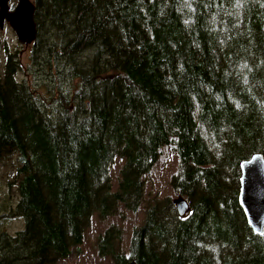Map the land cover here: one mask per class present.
Masks as SVG:
<instances>
[{"label": "trees", "instance_id": "16d2710c", "mask_svg": "<svg viewBox=\"0 0 264 264\" xmlns=\"http://www.w3.org/2000/svg\"><path fill=\"white\" fill-rule=\"evenodd\" d=\"M33 1L46 87L0 84V159L16 156L25 219L9 264H55L94 212L138 211L165 145L192 212L150 204L127 250L104 249L111 229L100 248L115 264H264L239 202L242 161L264 154V0Z\"/></svg>", "mask_w": 264, "mask_h": 264}, {"label": "rangeland", "instance_id": "374dc122", "mask_svg": "<svg viewBox=\"0 0 264 264\" xmlns=\"http://www.w3.org/2000/svg\"><path fill=\"white\" fill-rule=\"evenodd\" d=\"M4 36L9 39L12 50H15L16 47L18 48V53H20L18 54L19 60L23 64L28 65L30 51L29 49L24 50L22 46L28 43L22 42L12 35L11 32H5ZM35 48L36 43L33 53V70L29 71L30 74L23 73V71L18 74V80L22 81L25 79L32 91L35 90L36 85L46 87L43 81L48 78L47 73L48 70L50 71L49 55L42 52V54H37L36 57ZM2 54L4 56L3 52ZM3 56H0L2 62H4ZM43 63H45V66ZM43 97L50 99L48 93ZM14 160H16V156L6 158L4 161L0 159V240L16 235L25 227L24 218L15 216L14 212L11 214L7 213L10 205L16 207L19 200ZM123 164L124 159L116 157L111 167L110 175L113 191L118 189V178ZM178 168L179 158L173 147L170 145L163 146L157 163L145 176L144 196L138 211L129 209L123 202H119L109 214L102 216L99 212H94L85 227L83 242L73 247L72 253L67 259H60L55 264H115L112 253L107 251L113 247L117 249L122 247L121 249L123 250L128 249L133 228L140 226L144 222L147 207L153 203L163 204L167 199L173 202L175 198L181 196V194L175 193L172 185V178ZM233 186L235 188L237 184L234 182ZM109 229H111L113 235L105 242L104 249L107 251H104L100 248L101 235L105 234ZM116 235L118 238L114 240L113 237ZM4 241L3 239L2 243L8 245V242L4 243ZM11 246L13 245L11 244ZM6 250H0V252L3 253L2 257H5V264H9Z\"/></svg>", "mask_w": 264, "mask_h": 264}, {"label": "water", "instance_id": "95a60500", "mask_svg": "<svg viewBox=\"0 0 264 264\" xmlns=\"http://www.w3.org/2000/svg\"><path fill=\"white\" fill-rule=\"evenodd\" d=\"M1 9L8 8V0H0ZM0 10V13L1 11ZM35 3L32 0H19L10 19L19 39L30 43L37 37L35 21ZM0 20L3 19L0 15ZM1 23V24H2ZM239 202L246 214L247 221L256 234L264 233V154L256 152L241 163ZM174 204L181 217L192 210L190 201L183 195L174 199ZM129 264H137L131 261Z\"/></svg>", "mask_w": 264, "mask_h": 264}, {"label": "flooded vegetation", "instance_id": "af4514ba", "mask_svg": "<svg viewBox=\"0 0 264 264\" xmlns=\"http://www.w3.org/2000/svg\"><path fill=\"white\" fill-rule=\"evenodd\" d=\"M18 3H19V0H8V8L5 10H2L1 5H0V10H2L0 15H1V18L3 19V23L0 20V56H3L2 52L4 53V56H3L4 62H2V60H0V64H2V66H3V67L0 66L1 67V69H0V84H1V81H3L4 79H7V83H6L5 87L9 86L8 85V84H10L9 80L14 81L13 83L15 85L23 84V81L25 79H23L22 81H19L18 80V74L20 73V71H23V73L26 72L27 74H30V72L33 70V65H34L33 53H34V47H35L36 40H34L28 44L22 45L24 47L23 48L24 50L29 49V51H30L29 52L30 60L28 61V65H25L19 60L20 57L18 56V54H20V53H18V48L16 47L15 50H12V45H10L9 39H7L6 36H4L5 32H11L12 35L16 36L19 39L18 34H17L16 30L13 28L12 22L10 19V16L16 10ZM27 86L31 90L28 82H27ZM0 87H2V85H0ZM13 209H14V207L12 205H10V208L7 211V213L11 214L13 212ZM21 231H19V232H21ZM3 239L5 240L4 243H6L7 239H10V237H6V239L5 238H3ZM3 239L0 240V250H6L7 249L6 244L2 243ZM2 256H3V253L0 252V264H5V261H6L5 257H2ZM16 264H17V262H16Z\"/></svg>", "mask_w": 264, "mask_h": 264}, {"label": "bare ground", "instance_id": "6f19581e", "mask_svg": "<svg viewBox=\"0 0 264 264\" xmlns=\"http://www.w3.org/2000/svg\"><path fill=\"white\" fill-rule=\"evenodd\" d=\"M25 96V95H24ZM178 212V211H177ZM179 214V213H178Z\"/></svg>", "mask_w": 264, "mask_h": 264}]
</instances>
